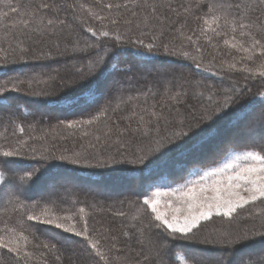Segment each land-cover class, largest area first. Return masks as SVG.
<instances>
[{"label": "trees", "instance_id": "1", "mask_svg": "<svg viewBox=\"0 0 264 264\" xmlns=\"http://www.w3.org/2000/svg\"><path fill=\"white\" fill-rule=\"evenodd\" d=\"M221 2L225 4L223 9L209 11L211 4ZM146 3L147 7L142 0L135 7L132 0H11L9 5L7 0H0V15L8 13L0 19V86L7 82V91L0 93V161L12 162L7 167L0 163V236L5 243L15 237L22 257L0 248V264H137V261L147 264L144 257L154 250L156 243L154 238L149 242V233L161 229L150 227L158 222L143 200L152 187L178 182L199 167L205 144L192 147L197 143L193 138L198 133L217 130L228 120V128L237 131L240 125L243 128L241 122L249 120L246 129L254 127L257 131L247 135V142L233 143L227 150L264 154V141L258 139L259 135L264 136V103H259L264 100V77L259 74L264 70L261 68L264 48L257 45L245 53L224 44L233 35L250 49L253 39L264 44V0H146ZM42 4L56 5L51 10L39 9L45 24L49 18L54 24L43 35L31 33L30 38L20 35L19 22L27 19L23 14ZM117 4L121 7H116ZM153 4L157 6L155 11ZM11 7H17L18 11L12 12ZM213 16L221 17L219 36L212 31L215 24L208 28L203 22L205 17L211 20ZM225 16L229 21L237 20L235 34L230 23L225 25ZM145 17L150 27H143ZM113 20L117 23L113 24ZM241 20L252 25L243 30L248 35L240 36ZM136 23H141L140 29L135 27ZM205 28L208 31L202 35ZM104 31L109 32L108 37L101 35ZM117 34L139 36L145 43L155 40L158 47L151 54L133 56L137 47L118 43ZM18 44L28 50L20 52ZM164 44L169 46L167 52ZM139 51L146 52L143 48ZM184 51L189 53L187 58L178 54ZM111 53L118 58L114 59ZM97 56H104L106 63L83 86H71L70 77L81 71L87 75L89 64ZM233 63L235 69L229 67ZM166 64L176 66L161 73ZM141 68L151 72L145 76L146 80L141 76ZM175 71L186 73L180 78ZM196 71L200 79L194 75ZM13 83L19 91L12 90ZM178 91L182 93L177 98L181 100L179 103L170 98ZM233 91L242 93L239 103L197 126L202 113L224 103ZM83 95H86L83 101L66 105ZM151 111L162 112L164 118L157 123L149 116ZM140 116L145 121L152 120L148 125L150 135L131 131L121 135L129 126L135 129ZM89 120L93 122L87 123ZM181 121L185 131L189 124L194 126L182 138L173 135L176 128L180 129ZM69 123H74V127H68ZM257 139L259 142H255ZM157 140L163 146L149 156L150 161L156 162L150 170L142 164L118 163L131 161L133 154H141V149L156 147ZM249 141L255 143L248 144ZM177 145L185 147L176 151ZM5 151L20 154L4 157ZM117 169L121 170L120 179L110 175ZM164 176L170 180L164 181ZM65 178L108 193L128 191L129 196L111 199L75 187L62 196H38ZM19 188L24 190L22 195L17 191ZM81 207L84 213L79 212ZM29 214L41 216L42 220L71 216L67 223H76L78 231L86 221L88 239L65 233L54 224L28 221ZM133 216L138 219H132ZM253 230H264L262 201L238 210L232 218L213 215L187 238L179 233L172 238L163 232L161 239L167 242L169 264H179L178 254L188 264H213L190 256L189 250L204 253L221 250L224 255L228 253L227 261H231L242 253L219 246V241ZM21 232L27 242L19 239ZM260 239L255 237L245 244L258 249ZM91 241L97 242L96 249L90 247ZM25 251L30 254L28 257H23Z\"/></svg>", "mask_w": 264, "mask_h": 264}, {"label": "snow or ice", "instance_id": "2", "mask_svg": "<svg viewBox=\"0 0 264 264\" xmlns=\"http://www.w3.org/2000/svg\"><path fill=\"white\" fill-rule=\"evenodd\" d=\"M8 4L11 5V0H7ZM133 5L135 7H139L142 0H132ZM144 5L147 7L146 0H143ZM116 7H121V5L117 4ZM56 7V5H48L42 4L39 8H33L26 11L23 15L27 16V19H23L19 22L18 32L20 35L30 38L31 33H35L37 35H43L48 32L49 26L54 24V20L49 18L45 24L43 16L39 15V9H47L51 10L52 8ZM83 7V5H81ZM108 7H112V5H108ZM124 7H127V3H125ZM153 11H155L156 5H151ZM225 4L221 2L219 5L213 3L209 7V11L211 12L213 9H223ZM231 7V5H228ZM239 7V5H237ZM12 12H17V7H11ZM8 13H3L0 15V19L3 16H7ZM136 13H133L135 16ZM221 19L220 16H213L211 20L208 18H204L203 22L208 28H211L213 24L216 25V28H212V31L215 35L219 36L222 33L218 30L220 28L219 20ZM225 25L230 23L231 30L235 34L237 31V20L233 19L229 21L227 16L224 18ZM60 24H63L64 21H59ZM113 24L117 23L116 20L112 21ZM125 23L131 24V20H125ZM143 27L147 28L150 27L148 23V17H145L143 20ZM240 36L248 35L245 31L246 28H249V23H245L243 20L239 22ZM13 27H17V25H13ZM135 27L137 29L141 28V23H136ZM208 28H205L204 31L201 33L202 35L204 32L208 31ZM131 31V29H129ZM95 36L96 33H93ZM102 36L108 37L109 32L104 31L101 33ZM143 35V32H141ZM16 34L13 33V38H15ZM207 40H211V37H205ZM118 43L122 44H131L137 47V51L133 53V56H143L146 54H151L154 49L158 47L155 43V40H152L148 43H145L139 36H127L122 37L121 35L117 34L115 37ZM189 40L192 39L191 36L188 37ZM20 43H23L21 41ZM224 44L228 45L229 47L236 49L237 51L242 50L245 53L250 52L251 50L255 49L257 45H260L264 48V44H261L259 39H253L251 42V49L249 47H245L243 41H238L236 36H232V40L225 39ZM20 52H26L28 49L24 47H20V44L17 45ZM168 45L164 44L163 48L167 52ZM140 48L146 50V52L142 53L139 51ZM199 50V49H197ZM179 55L184 56L187 58L189 53L184 51L178 53ZM114 59H117L118 56L115 53H111ZM23 59V57H21ZM248 59H252L251 56ZM5 61L7 62V58L5 57ZM15 62V61H13ZM106 63L104 56H97L90 64H89V71L87 75H85L82 71L78 74H74L70 77L71 86H83L87 83L88 79L95 75V73L100 69V67ZM199 67V65H197ZM230 68L235 69L236 65L230 64ZM261 68L264 69V65H261ZM245 70V69H241ZM260 76L264 77V70L260 71ZM49 79H54V77H49ZM19 83H24V81H19ZM30 86V82H29ZM12 90L19 91L17 88L16 83L12 84ZM7 91V82L4 85L0 86V93ZM34 95H43L44 93H33ZM242 93H237L233 91L231 97L225 100L224 103L219 104L216 108L211 110H206L202 113L200 120L197 122V126L199 123L206 122L212 118H214L219 112H223L226 108L233 106L239 103L240 96ZM181 92H176L170 98L175 100L176 102H181V100L177 99L181 97ZM8 98H5L7 102ZM250 104L252 102H249ZM259 103H264V100L260 101ZM119 107V105H117ZM149 116L154 118L157 123L160 119H163V113H157L156 111L149 112ZM99 117H97L98 119ZM247 118V116H245ZM93 121L89 120L87 123L91 124ZM152 124V120L145 121L144 116H140V123L138 126L133 129L129 126L128 129H125L121 132V135L124 134V131H131L133 133H139L142 136H149L151 129L148 125ZM68 127H74V123H69ZM193 125L189 124L187 126V131L184 130V122H180V131L173 133L174 136L177 137H186L189 135V132L192 131ZM23 131V128L20 129ZM218 131L216 129H205L202 132L198 133L196 137L193 139L197 140L196 144H193V148L202 147L204 144L209 142V139L214 135H217ZM156 147H149L147 151L141 149V154H133V159L131 161L120 160L118 163H125L129 162L132 164H142L145 166V169L150 170L153 165L156 163L155 161H150L148 158L152 153L159 151L160 147L163 146L160 140H157ZM184 145H177L176 151H182L184 149ZM19 152L13 151H5L3 153L4 157H11L14 155H19ZM170 153H166L168 155ZM114 159V158H113ZM240 161H244V163H239ZM78 161H73V163H77ZM0 163L4 164L6 167L12 163L11 161H0ZM142 169L141 171H143ZM120 171L119 169L114 170L113 173L110 175L115 179H120ZM219 174V178L213 180L210 185H193L188 187L187 189H182L179 191V195L176 196L177 201L179 202L177 206L173 207L171 203H169V207L172 208V216L171 218L168 217L166 213H162L158 210V200H151L148 198H144L143 204L151 208V212L154 214V221L158 222L155 224H150V227H154L157 229H161V232L156 233H149V242L151 243L153 238L155 239L156 243L154 246V250L144 257V260L147 261V264H169L168 260V250H167V242L161 239V235L163 232H166L172 238H176V234H180L182 238H187L190 233L193 232V229L197 228L202 221L210 220L213 215L216 216H223L227 218H232L238 210L244 209L246 206L250 204H254L257 201L264 202V154L259 151L254 150H246L242 155H238L236 160L233 163L226 164L224 168H220L217 170V173L214 175ZM23 187L22 185L20 186ZM247 193V195H244ZM175 195V193H173ZM157 196L160 195L159 192L156 194ZM23 207V205H21ZM80 213H84L85 209L83 207L79 208ZM183 213V215H180ZM120 215H124L120 213ZM83 219V217H81ZM132 219H138L137 216H133ZM28 221H39L40 223L53 225L56 229H62L65 233H72L76 236H83L85 239H88V226L87 222L85 221L82 227V230H77L76 223H67V221L72 220L71 216H56L54 218L49 219H41V216L38 215H27ZM141 235L143 236L144 233L142 232ZM255 237H260L261 239L258 241L260 247L258 249H252L247 247L245 242L252 240ZM19 239L27 242L28 238L23 235L21 232L19 235ZM15 237L9 240L8 243H5L4 237L0 236V248H7L9 253H14L17 258L21 257V252L19 250V245L14 243ZM143 243V241H139ZM221 247L235 250L240 253L241 255L238 258L231 260V261H224L223 264H264V230H253L251 232L245 231L243 234L237 235H230L225 239L219 241ZM11 245V246H10ZM244 246V247H242ZM44 247H48L47 244ZM55 247V245H53ZM90 247L96 249L97 242L91 241ZM247 248V250H245ZM30 254L25 251L23 253V257H28ZM137 264H140L137 261Z\"/></svg>", "mask_w": 264, "mask_h": 264}, {"label": "rangeland", "instance_id": "3", "mask_svg": "<svg viewBox=\"0 0 264 264\" xmlns=\"http://www.w3.org/2000/svg\"><path fill=\"white\" fill-rule=\"evenodd\" d=\"M230 41L232 39H229ZM176 65H172V64H166L164 66V68H162L163 71H161V73H165L167 71H170V69H173ZM161 68V67H160ZM177 74V76L184 77L182 75H185V71L183 73H178L177 71H175ZM151 72H149L147 69L145 68H141V76H144L143 79L146 80L145 76L147 74H150ZM194 75L200 79V74L196 71L194 72ZM225 80V78L221 79V82H223ZM230 84V82H229ZM233 84V83H232ZM237 86H240V83H238ZM232 87V85H231ZM230 87V88H231ZM233 87L235 90L236 86L233 84ZM86 95L80 96L78 98H75L73 100L67 101L66 105H71V104H76L79 103L81 101L84 100V97ZM90 98H88L86 101H89ZM230 120H228L227 122L222 123L218 128V134L214 135L212 137V139L210 138V142H208L207 144H205L204 147V151L203 153L201 152V156H203V162H199V164L197 165L198 168H195L194 171L189 172L184 179L175 182V183H169V184H164V185H156L154 187H152L150 190H148V192L145 195V198L151 199V200H158L159 203L157 205L158 210L162 213H166L168 215L169 218H171L173 212H172V208L169 207V203L172 204L173 207L178 205V201L176 199V196L179 195V191L182 189H187L188 187H191L193 185L199 186V185H210L213 180L218 179L219 178V174L214 175V173H217V170L220 168H224V166L226 164L229 163H233L236 160V157L238 155H242L244 153V151L246 150H227L228 147L234 146L233 143H238L239 141H248V134H250L251 132H256V128L254 127H249L246 129V125L248 126V122L249 120H246L242 123V129H241V125L238 127V130H230L228 127L230 126V124H226L229 123ZM240 128V129H239ZM177 129V130H176ZM173 132H178V130H180L179 128H176ZM246 129L244 131V134L241 135V133L243 132V130ZM264 134V130L262 132V135ZM259 135L258 139L260 141H264V136L261 137ZM256 140L255 142H259V140ZM254 141H249L248 144L250 143H255ZM212 144V147H210V145ZM227 150V151H226ZM206 156V157H205ZM209 161V162H208ZM206 162H208V165L206 166H201V164H206ZM239 163H244V161H240ZM61 182L57 183V185L55 184L54 188H49L48 190L40 193L38 196L41 195H50V196H56V195H60L62 196L64 193H70V189H73V187H75V189H80V190H84V191H88V192H92V194H98V195H102V196H107V198H111V199H120L123 197H127L129 196V192L128 191H119V192H107L105 190H102L100 188H96V189H91L87 186H81V185H77L75 181H72L71 178H65L63 179V181L61 179H59ZM170 180L169 178H166L164 176V181H168ZM17 191L19 192V194H23L24 190L22 189H17ZM157 192L160 193L159 196H157ZM175 193V195L173 194ZM244 195H247V193H244ZM150 208V207H149ZM151 210V208H150ZM154 215V214H153ZM180 215H183V213H180ZM215 216V215H214ZM216 243V241H215ZM208 244V243H206ZM210 245H217L214 243H209ZM220 246V245H219ZM211 247V246H210ZM224 251H212L210 253H204L202 251H194V250H189V255L199 258V259H203L206 260L208 262H211L213 264H223L224 261H227L228 259V253L226 255H224ZM177 259L179 260V264H188L184 261V258L181 255H177L176 256ZM108 264H111L108 262ZM130 264V263H129Z\"/></svg>", "mask_w": 264, "mask_h": 264}]
</instances>
